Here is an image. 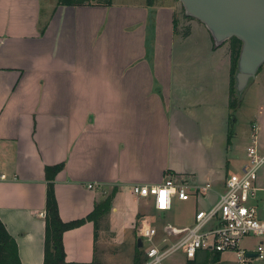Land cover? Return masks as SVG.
Here are the masks:
<instances>
[{
    "label": "crops",
    "instance_id": "crops-1",
    "mask_svg": "<svg viewBox=\"0 0 264 264\" xmlns=\"http://www.w3.org/2000/svg\"><path fill=\"white\" fill-rule=\"evenodd\" d=\"M58 1L0 0V220L21 263L44 264L46 168L64 164L54 181L62 221L86 219L114 194L97 231L88 221L64 233L65 264H134L133 254L97 260L104 238L119 243L153 222L152 200L132 186L210 184L191 197L196 212L224 190L230 45L216 47L174 0ZM252 86L264 90V66ZM173 209L159 229L191 226L168 220Z\"/></svg>",
    "mask_w": 264,
    "mask_h": 264
},
{
    "label": "built area",
    "instance_id": "built-area-1",
    "mask_svg": "<svg viewBox=\"0 0 264 264\" xmlns=\"http://www.w3.org/2000/svg\"><path fill=\"white\" fill-rule=\"evenodd\" d=\"M258 130L254 123L241 170L226 179L224 190L213 205L196 212L193 225L166 224L162 229L152 224L141 226L144 247L147 244L143 248V264H179L170 262L179 253L185 259L183 264H193L204 252H235L237 264H253L255 260L264 263V185L260 183L264 152L258 143ZM212 190L210 184L193 186L172 178L160 185L131 187L138 198L151 199L153 210L160 213L171 211L176 200L188 202L192 196L202 199ZM248 240H255L256 247L242 250L241 244Z\"/></svg>",
    "mask_w": 264,
    "mask_h": 264
},
{
    "label": "rangeland",
    "instance_id": "rangeland-1",
    "mask_svg": "<svg viewBox=\"0 0 264 264\" xmlns=\"http://www.w3.org/2000/svg\"><path fill=\"white\" fill-rule=\"evenodd\" d=\"M158 1V0H156ZM178 2V0H174ZM105 0H96L92 3L100 4ZM182 14L185 15L184 8L182 7ZM229 43V42H228ZM227 43V44H228ZM254 82V81H253ZM253 84V83H252ZM251 86L244 94L241 105L234 111H230V126L229 132L231 135V145L227 153V158L230 160L229 170L226 172L228 175L238 173L237 168L242 161H246V149L250 145V135L252 134V125L258 124L259 130L257 132L258 143L261 150L264 152V90L263 88H257ZM236 85V83H235ZM236 155L239 157V164H236ZM238 165V167L236 166ZM260 183L264 185V167L260 172ZM173 211L170 213V217L173 223L176 225H182L185 221L193 217L195 221L196 209L192 205L190 200L187 203H178L176 200ZM113 207V205H112ZM111 207V209H112ZM148 210V217L153 220L151 222L155 227L160 228L162 223H165V214L154 211L151 206L146 207ZM167 215V214H166ZM150 222V221H149ZM123 240L119 243H115L118 238L110 237L104 238L105 243L99 245V253L97 260L103 263H111L114 261H122L132 254L137 253V240L141 238L140 230H138L132 236H123ZM160 239V238H158ZM118 242V240H117ZM107 243V244H106ZM257 242L255 240L244 241L241 244V249L255 248ZM147 248V244L144 249ZM143 250V249H142ZM170 262L183 264L185 259L181 253L174 255ZM198 264H237V256L235 252H227L221 254L220 258H216V254L213 252L202 253ZM253 264H264L259 260H255Z\"/></svg>",
    "mask_w": 264,
    "mask_h": 264
},
{
    "label": "water",
    "instance_id": "water-1",
    "mask_svg": "<svg viewBox=\"0 0 264 264\" xmlns=\"http://www.w3.org/2000/svg\"><path fill=\"white\" fill-rule=\"evenodd\" d=\"M185 15L200 22L216 47L242 43L235 88L242 98L264 66V0H178ZM137 247L144 248L142 238Z\"/></svg>",
    "mask_w": 264,
    "mask_h": 264
},
{
    "label": "trees",
    "instance_id": "trees-1",
    "mask_svg": "<svg viewBox=\"0 0 264 264\" xmlns=\"http://www.w3.org/2000/svg\"><path fill=\"white\" fill-rule=\"evenodd\" d=\"M92 1L96 0H59V5L67 6H83L93 4ZM113 0H105L100 3L103 5H111ZM150 5H153L156 0H148ZM192 19V18H190ZM177 28V23L175 25ZM231 50V76H230V104L229 107L232 111L236 110L241 105V100L238 97L235 88V76L238 68V61L241 53L242 43L234 38L229 41ZM262 70V69H261ZM231 141L229 132L228 142ZM64 169V164L55 165L46 168V178L48 181L47 200H46V234H45V247H44V264H65L66 253L63 244V235L65 232L76 229L86 222H94L97 231L98 221L105 214H107L114 199L112 194L105 202L97 204L94 211L86 219L66 223L62 221L59 214L58 202L55 195L54 181L56 176ZM97 241V232H96ZM138 248V247H137ZM221 254H216L219 259ZM145 261L143 251L137 249L134 264H143ZM0 264H22L19 258L18 246L14 238L8 232L4 223L0 220ZM193 264H198L196 261Z\"/></svg>",
    "mask_w": 264,
    "mask_h": 264
}]
</instances>
